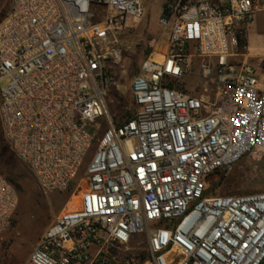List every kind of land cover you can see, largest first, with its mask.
<instances>
[{
	"label": "built area",
	"instance_id": "1",
	"mask_svg": "<svg viewBox=\"0 0 264 264\" xmlns=\"http://www.w3.org/2000/svg\"><path fill=\"white\" fill-rule=\"evenodd\" d=\"M147 0H12L0 22V123L44 194L83 186L26 264H264V192L207 180L264 155V0H153L164 50L132 78L133 117L107 98ZM197 73L193 93L179 87ZM93 150V151H92ZM18 206L0 173V236Z\"/></svg>",
	"mask_w": 264,
	"mask_h": 264
},
{
	"label": "rangeland",
	"instance_id": "2",
	"mask_svg": "<svg viewBox=\"0 0 264 264\" xmlns=\"http://www.w3.org/2000/svg\"><path fill=\"white\" fill-rule=\"evenodd\" d=\"M12 0H0V22L10 10ZM160 2L147 0L145 20L124 40V56L117 69L116 82L111 86L107 103L108 113L114 122H123L134 110L130 94L132 78L138 73L141 63L154 52L164 50L166 34L158 24ZM254 31L262 30L258 19ZM254 55L253 52H248ZM264 55V48L260 52ZM258 55V54H257ZM255 56V55H254ZM258 63L256 57L250 59ZM8 80L0 82L3 89ZM201 86L194 73L186 76L179 87H185L193 93ZM93 151V150H92ZM91 159V153L67 192L44 194L31 172L12 153L10 148L0 157V173L15 186L18 206L11 220L0 236V264H26L33 248L52 225L57 215L66 207L73 195H78L83 186L85 167ZM208 190L213 195H244L264 192V155L245 158L228 172H218L208 178Z\"/></svg>",
	"mask_w": 264,
	"mask_h": 264
},
{
	"label": "crops",
	"instance_id": "3",
	"mask_svg": "<svg viewBox=\"0 0 264 264\" xmlns=\"http://www.w3.org/2000/svg\"><path fill=\"white\" fill-rule=\"evenodd\" d=\"M262 48H264V35L262 33V30L258 32L253 31L248 36V52H253L255 56L248 53L250 55V59L256 56H260Z\"/></svg>",
	"mask_w": 264,
	"mask_h": 264
},
{
	"label": "trees",
	"instance_id": "4",
	"mask_svg": "<svg viewBox=\"0 0 264 264\" xmlns=\"http://www.w3.org/2000/svg\"><path fill=\"white\" fill-rule=\"evenodd\" d=\"M133 113H134V110H133V112H132V114L129 116V118L128 119H126L125 121H127V120H129L130 118H132L133 117ZM125 121H123V122H125ZM123 122H114L117 126H119L120 124H122ZM8 148H9V145L7 144V142H6V140L4 139V136H3V132H2V127H1V123H0V157H1V155H2V153L4 152V151H7L8 150ZM212 176V175H211ZM7 181L15 188V186L11 183V180H8L7 179ZM207 183H208V180H207ZM16 190V189H15ZM212 190H213V188H212ZM211 190V191H212ZM211 191L210 190H208V188H207V194L208 195H213L212 193H211Z\"/></svg>",
	"mask_w": 264,
	"mask_h": 264
}]
</instances>
